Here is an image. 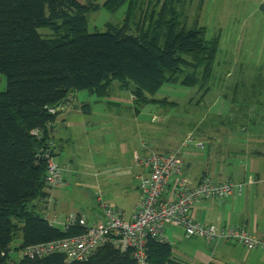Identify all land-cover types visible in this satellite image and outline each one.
<instances>
[{"label": "trees", "instance_id": "1", "mask_svg": "<svg viewBox=\"0 0 264 264\" xmlns=\"http://www.w3.org/2000/svg\"><path fill=\"white\" fill-rule=\"evenodd\" d=\"M188 3L108 0L105 7L111 11L128 5L126 22H108L104 32H90L89 14L101 8L99 3L0 0V74L7 81L6 89L0 90V264H139L131 251L110 243L85 261L68 260L62 252L13 261L10 252L16 238L24 251L86 231L79 224L57 227L33 204L47 196L48 164L40 153L51 140L54 126L49 125L56 123L59 107L72 93L88 90L104 97L119 80L138 104H164L167 100L148 94L165 83L194 86L209 81L220 41L209 39L205 27L181 20L183 12L177 6L185 8ZM144 5L151 9L148 25L140 22L133 28L135 11ZM148 262L181 264L170 242L155 239L148 243Z\"/></svg>", "mask_w": 264, "mask_h": 264}, {"label": "rangeland", "instance_id": "2", "mask_svg": "<svg viewBox=\"0 0 264 264\" xmlns=\"http://www.w3.org/2000/svg\"><path fill=\"white\" fill-rule=\"evenodd\" d=\"M80 1L101 5L98 11L89 14L90 32H104L108 22H126L127 4L111 11L105 7L108 0ZM177 7L183 12L181 20L188 26L205 27L209 39L220 41L209 81L203 84L201 80L194 86L165 83L155 94H148L150 98L167 100L164 104H138L137 97L123 88L119 80L112 83L110 93L104 97L88 90L72 93L71 106L87 107L83 111L73 106L67 119L71 122L70 132L74 139L71 149L79 156L76 167L79 173L73 174L71 181L67 179L65 186L70 191L67 197L70 205L75 203L76 208L84 210L95 208L97 201L92 196L95 189L88 188V192L76 182L92 184L90 174L94 176L105 163L117 161L122 144L132 149L142 138H147V128H154L159 137L179 138V141L188 132L193 133L188 138L205 134L202 139L195 138L204 143V148L190 144L189 149L210 153L212 159L228 160L232 165L240 157V147L229 143L232 138L251 131H264V0H189L185 8ZM147 9L144 5L135 11L131 20L133 28L140 22L148 25L151 9ZM39 32L50 34L47 28H39ZM202 71L198 72L200 78ZM6 86V77L0 74V90H5ZM60 109L66 111L68 106L62 105ZM229 131L232 134L226 133ZM206 134L212 135V140ZM254 149L250 147L249 150ZM63 217L60 213L59 220ZM56 226L63 228L61 223ZM187 239L183 242L169 239L173 244V256L183 260L185 257L181 254L186 253L191 259H184L182 264H196L194 241L199 237ZM20 245L21 239L16 238L11 245V260L18 261L24 256Z\"/></svg>", "mask_w": 264, "mask_h": 264}, {"label": "crops", "instance_id": "3", "mask_svg": "<svg viewBox=\"0 0 264 264\" xmlns=\"http://www.w3.org/2000/svg\"><path fill=\"white\" fill-rule=\"evenodd\" d=\"M70 104V101L64 104L65 107L68 106L66 111L59 107L60 114L50 132L51 140L56 143L54 157L57 162L68 168L66 179L69 181H71L70 178L72 179L73 174L79 173L76 168L79 156L71 149L74 139L73 133L70 132L71 122H68L67 119L73 106L75 110L83 111H86L87 107L82 104L73 106ZM87 109L91 111V107ZM60 122H64V124H60ZM262 124L264 125V121ZM146 132L147 138H142L132 149L122 144L117 161L105 163L103 169L96 171L95 177L91 173L92 184L76 182V185L87 188L88 192V188L95 189V192L101 189L111 205L123 209L127 218L132 219L136 206L141 199L137 176L145 171L144 167L137 165V155L144 157L153 151L161 153L180 151L183 159L182 175L192 182L197 183L204 176H210L217 181L230 178L244 184V190L241 194L223 199L217 197L200 199L193 207L194 217L203 223L215 224L218 227L247 228L255 236L264 237V131L260 133L251 131L246 135L232 138L229 143L240 147L239 161H234L235 165H232L228 160L212 159L210 153H200L189 149L191 143L185 145L183 142L188 139L189 134H193L191 132L185 134L181 141L179 138L159 137L154 128H147ZM226 133L232 134V131ZM204 135L201 134L194 138L202 139ZM208 135L206 134V137L212 140V135ZM250 147L256 149L251 152ZM45 192L53 197L50 207L45 204L43 198L36 199L37 203L34 201V207L42 214H44V210L48 209L58 219L61 213L64 217L59 220V223L62 224L63 228L66 217L72 212H77L85 217L89 224L102 223V212L98 207V202L92 210H84L83 208H76L75 203L70 205L67 200L70 191H67V187L51 190H47L45 187ZM95 192L92 195L93 198H96ZM127 203H130L131 208H128ZM166 233L169 235L167 236L168 240L172 238L177 242H183L187 238L191 239L182 227L172 224L166 226ZM194 242L197 248L195 255L198 256L196 264H264L263 248L249 250L241 243L227 240L199 238L195 239ZM181 257H185L186 260L191 259L186 253L181 254ZM183 260L179 259L178 261L182 264Z\"/></svg>", "mask_w": 264, "mask_h": 264}, {"label": "built area", "instance_id": "4", "mask_svg": "<svg viewBox=\"0 0 264 264\" xmlns=\"http://www.w3.org/2000/svg\"><path fill=\"white\" fill-rule=\"evenodd\" d=\"M55 108L51 112H55ZM49 126H55V123ZM39 134V131H35ZM195 144L204 148V143L189 137L184 144ZM56 143L49 140L40 156L48 164L45 187L47 190L68 185V168L61 165L54 157ZM137 165L145 168L138 174L141 199L136 206L132 219H128L123 209L109 203L101 189L96 192V199L102 212L101 224H89L85 217L72 212L66 217L64 228L73 225L84 226L86 231L59 240L27 246L24 255L43 257L55 252H62L68 260L85 261L105 243H110L121 251H131L139 264H149L148 243L151 239L169 242L166 235L168 224L182 227L189 237L208 240H227L241 243L249 250L264 249V237H257L247 228L218 227L197 220L193 207L200 199L217 197L220 199L241 194L244 184L227 178L217 181L204 176L197 183L182 175L183 159L180 151L171 153L150 152L136 157ZM46 205L53 202L47 194L43 198ZM50 223L56 225L59 219L48 209L43 214Z\"/></svg>", "mask_w": 264, "mask_h": 264}]
</instances>
